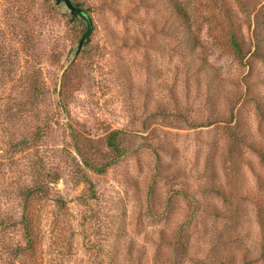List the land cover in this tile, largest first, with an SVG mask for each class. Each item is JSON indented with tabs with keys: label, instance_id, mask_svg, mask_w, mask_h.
<instances>
[{
	"label": "rangeland",
	"instance_id": "1",
	"mask_svg": "<svg viewBox=\"0 0 264 264\" xmlns=\"http://www.w3.org/2000/svg\"><path fill=\"white\" fill-rule=\"evenodd\" d=\"M73 1L0 0V264H264V0Z\"/></svg>",
	"mask_w": 264,
	"mask_h": 264
},
{
	"label": "trees",
	"instance_id": "2",
	"mask_svg": "<svg viewBox=\"0 0 264 264\" xmlns=\"http://www.w3.org/2000/svg\"><path fill=\"white\" fill-rule=\"evenodd\" d=\"M163 3H165V1L167 0H161ZM171 2V15H172V25L174 29L173 31L175 32V39L177 42H179L182 47H184L187 50H191V48H197L199 46H201V40L198 37V35L195 33L191 22V19L186 11V8L184 5H182V3L179 0H169ZM57 3V2H56ZM58 4V3H57ZM73 17H80L83 19V21L86 24V27L88 26V22L85 19V17L78 15V16H74L72 14ZM264 22V20L262 21ZM88 28V27H87ZM229 28V34H230V43H231V48L234 51V53L236 54V56L239 58V60H243L245 59L249 54H254L257 55L258 57H262L264 59V35L263 33H256V37H255V43H254V50L251 46H246L245 41L243 40L242 36L239 35L240 32L236 29V27L234 26V24L231 22V26H228ZM92 31V30H91ZM91 33V32H90ZM86 37L87 42L89 40V35ZM198 63H199V68L204 69V71H206V74L209 75L208 79L215 85L218 83L217 81V75L216 74H212L210 72V70H214L213 65L208 64V62L206 61V59L199 57L198 59ZM195 62V60H193ZM192 61V62H193ZM258 105L261 109V112L264 115V105L263 102H261V100H257ZM120 137H119V131H114L112 132L107 140L108 146L111 150L114 151L115 153V158L107 163L101 164V166H92V164H90L89 162H85V164L87 166H90L92 170H96V172L102 173L104 171H106V169L110 166V164H113L117 161V159L124 154V149L121 147L120 144ZM262 160L264 161V150H259ZM91 186L93 188V183H91ZM218 192H220L221 194H224V192L220 189H218ZM28 196L27 198H30L32 196H35L36 190L29 188L27 190ZM226 199H228L226 197ZM59 205L60 207H63V200L60 199L59 200ZM233 212H231V216L233 218H235L236 216H234L232 214ZM259 220H260V224H261V228H262V234L264 237V214L263 212L260 211L259 213ZM26 226H27V231L26 233H28V238H27V245L25 247H19L17 248V251L19 253L21 252H27L28 249L30 250H35L36 248V243L38 241L34 231L36 229L35 224H34V220L28 216H26V218L24 219Z\"/></svg>",
	"mask_w": 264,
	"mask_h": 264
},
{
	"label": "water",
	"instance_id": "3",
	"mask_svg": "<svg viewBox=\"0 0 264 264\" xmlns=\"http://www.w3.org/2000/svg\"><path fill=\"white\" fill-rule=\"evenodd\" d=\"M58 4H64L70 9L71 13L74 15V16H78V15H81L83 17H85V19L87 20L88 22V29L84 35V37L82 38L76 52H75V56H77L80 48H81V44L82 42L85 40V38L88 36V34L91 32L92 30V18L91 16L89 15L88 13V10H86L85 8L81 7L79 4L75 3L73 0H55Z\"/></svg>",
	"mask_w": 264,
	"mask_h": 264
}]
</instances>
